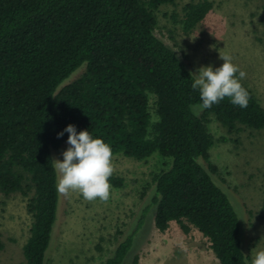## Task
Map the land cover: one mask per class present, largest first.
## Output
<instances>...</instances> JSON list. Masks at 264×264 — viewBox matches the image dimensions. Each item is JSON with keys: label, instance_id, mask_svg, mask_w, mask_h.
<instances>
[{"label": "trees", "instance_id": "16d2710c", "mask_svg": "<svg viewBox=\"0 0 264 264\" xmlns=\"http://www.w3.org/2000/svg\"><path fill=\"white\" fill-rule=\"evenodd\" d=\"M175 1L0 0V193L33 191L24 264H46L60 197L53 150L67 143L69 124L102 138L113 155L171 158L169 168L153 173L156 228L165 232L175 221L189 234L194 227L219 264H249L239 215L211 175L218 168L210 160L214 136L207 123L214 115L229 132L239 124L262 129L264 106L241 81L250 96L246 108L225 97L201 115L191 113L189 105L201 102L193 72L154 33L155 10ZM212 7L211 0L188 2L184 30ZM84 64L80 77L61 86ZM122 182L110 177L115 186ZM148 210L106 264L123 263ZM4 246L0 236V252Z\"/></svg>", "mask_w": 264, "mask_h": 264}, {"label": "rangeland", "instance_id": "374dc122", "mask_svg": "<svg viewBox=\"0 0 264 264\" xmlns=\"http://www.w3.org/2000/svg\"><path fill=\"white\" fill-rule=\"evenodd\" d=\"M198 0H176L155 10V35L171 47L196 73L202 66L220 67V53L246 72L242 80L264 106V0H211L213 7L191 31L183 28L185 6ZM77 69L61 86L85 71ZM238 75V73H237ZM152 121L158 119L155 97L150 95ZM200 112L199 115H201ZM214 136L210 160L218 171L213 179L229 195L240 218L243 249L252 264L256 252L264 249V128L239 124L229 132L214 115L208 116ZM69 147L53 150L54 159H63ZM201 163L208 169L205 160ZM114 172L121 186L111 184L108 201L85 200L79 192L59 197L58 220L46 264H106L118 243L136 226L145 208L144 223L122 264H219L208 240L196 228L185 234L172 221L165 232L154 223L152 203L156 187L153 173L167 169L171 158L158 152L145 159L121 153L113 155ZM33 191L9 195L0 193V236L4 249L0 264H24L23 245L32 224L27 204Z\"/></svg>", "mask_w": 264, "mask_h": 264}, {"label": "clouds", "instance_id": "9594fccd", "mask_svg": "<svg viewBox=\"0 0 264 264\" xmlns=\"http://www.w3.org/2000/svg\"><path fill=\"white\" fill-rule=\"evenodd\" d=\"M220 58L224 61L222 66H202L192 74L191 87L199 90L201 101L189 105L193 115L219 104L225 97L240 108L248 106L249 92L241 83L246 72L233 63L230 55L220 53ZM64 131L70 133L69 147L63 152L62 160L53 159L57 193L67 197L79 192L88 201H108L112 189L110 177L114 172L112 147L102 138H93L88 130L77 132L72 124ZM58 136H63V132ZM252 264H264V249L255 253Z\"/></svg>", "mask_w": 264, "mask_h": 264}]
</instances>
